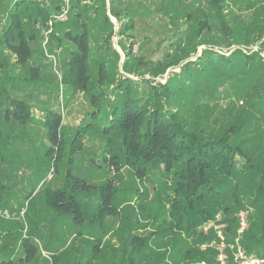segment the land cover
Returning <instances> with one entry per match:
<instances>
[{
	"label": "rangeland",
	"instance_id": "rangeland-1",
	"mask_svg": "<svg viewBox=\"0 0 264 264\" xmlns=\"http://www.w3.org/2000/svg\"><path fill=\"white\" fill-rule=\"evenodd\" d=\"M20 1L25 0H0V55L7 53L6 58L0 60V264H138L142 261L155 264L173 245L182 247L184 241L188 245L177 259L167 256L160 264H188L187 248L196 249L202 243L173 229L176 222L167 212L173 192L165 183L171 184L172 180L159 174L140 180L129 167L120 172L110 170L108 162L104 161L107 140L100 133L102 124L83 139V148L75 155L69 152L68 143L94 109L91 94L101 92L98 82L103 65L108 69L107 90L129 78L138 82L145 92L148 90L144 81L166 84L169 76L180 73L188 62L156 76L151 70L163 61L172 43L173 48H177L176 41L181 38L189 61H196L206 49L227 55L244 50L258 53L264 65V0H219L225 1L222 3L224 19L230 37L218 28L219 21L212 16L208 5L210 0H125L131 9L142 10L141 16L134 20V30L129 33L132 38L120 37L121 24L111 15L109 0H105L106 15L112 26L105 22L103 0H81L79 29H86L90 36L89 92L62 83L76 45L64 37L69 18L56 20L58 10L53 9L44 28L36 26L39 34L30 44L33 52L30 64L39 70L36 82L31 83L29 79V67L18 66L16 57L5 50L3 33L11 11L20 9L17 5ZM22 16L24 18L25 13ZM201 19H207L211 31L205 30L195 38L198 43L195 49V42H189L192 31L189 27H196ZM53 30L62 39L60 46L56 41L49 44ZM111 32L114 35L108 42ZM129 39L134 41L131 43L133 56L143 58L148 65L133 75L123 69L125 54L121 48L123 44L129 45ZM3 88L7 92L4 95ZM109 94L110 97L112 94ZM19 99L31 106L35 122L24 125L14 117H5L11 101ZM230 103V100L219 99L214 112L220 118L217 128L228 122L236 123L240 127L237 143H242L250 156L262 164L264 121L250 107H247L250 113H243L241 109L245 105L241 104L230 113ZM225 104L229 108L221 107ZM214 106L212 104V109ZM49 110L61 115L59 133L65 136L66 146L57 162L56 152H50L51 143L42 124L38 123L44 121ZM212 125H215L214 120ZM243 163V159H239L240 166ZM76 180L90 187L75 188ZM259 182L257 176L243 175L227 183L230 215L238 217L240 211L248 210V216L256 218L264 212L261 208L264 194L258 191ZM234 188L236 196L231 194ZM63 189L68 196L75 192L76 204L69 206L72 211L66 206L60 207L62 202L53 197ZM106 201V205H110L100 216ZM212 224L198 231L207 237L211 231L215 233ZM134 239L136 242L139 239V244ZM138 245L141 251L136 250Z\"/></svg>",
	"mask_w": 264,
	"mask_h": 264
},
{
	"label": "trees",
	"instance_id": "trees-1",
	"mask_svg": "<svg viewBox=\"0 0 264 264\" xmlns=\"http://www.w3.org/2000/svg\"><path fill=\"white\" fill-rule=\"evenodd\" d=\"M124 1L109 0V11L121 24L120 37L132 38L129 33L134 30V20L141 16L142 10H133ZM103 3L105 22L112 26L109 16L106 15L105 0ZM222 3L225 4V1L210 0L208 5L213 12L212 16L219 21L218 28L230 37L231 32L224 19ZM59 4L60 0H53L50 6L26 1L17 2L20 9L11 11L4 30L5 50L16 57L18 66L29 67L31 83L36 82L39 75V70L30 64L33 56L30 44L36 41L39 34L36 26L44 28L53 9H59ZM80 4L81 0H74L68 17L69 27L64 37L71 40L76 49L71 52L69 70L62 83L89 92L90 36L86 29H79L82 21ZM157 8L160 9V6ZM124 18H127L126 21ZM26 19L29 27L25 25ZM210 26L207 19H201L196 27H189L192 30L189 42H195L201 32L211 31ZM81 27L87 28L84 25ZM113 35L111 32L108 42H111ZM50 38L49 44L52 41H56L58 46L62 44V39L56 31L53 30ZM129 41V45L123 44L121 48L125 54L123 69L126 74L133 75L136 70L148 68V65L143 58L133 56L131 43L134 41ZM181 41L182 38L179 42L176 41L175 49L172 43L169 47L172 49L167 52L163 61L151 70L156 76L188 62L183 65L180 73L175 72L169 76L166 84L154 85L150 81H144L148 92L141 91L140 84L129 78L120 80L112 90H107L105 86L109 80L108 69L103 65L98 82L101 92L98 95L91 94L94 109L84 126L79 128L71 142L69 141V152L75 155L81 150L83 139L96 131L98 124H102L100 133L107 140L104 148L107 156L104 161L108 162L110 170L120 172L124 167H129L140 180L156 174L172 180L171 184L167 181L165 183L173 192L167 212L176 222L173 227L175 231L189 239L196 238L195 242H210L216 238L214 231L206 237L198 230L213 223L224 226L227 242L230 243L236 236L238 217L230 215L232 211L227 206V183L235 176H257L260 179L258 191L264 194V162L258 163L241 146L242 143H237L240 127L236 123L228 122L227 125L221 124L217 128L216 124L220 118L214 115V112L219 105V99L224 98L231 102L230 113L241 104L245 105L241 109L243 113H250L247 109L250 107L264 121L263 60L258 53L244 50L227 55L206 49L196 61H189V53ZM195 47L198 48L196 42ZM5 53H1L0 60L7 55ZM117 55L119 57L118 53ZM2 93H7L5 88ZM109 93L112 94L110 97ZM212 104L215 105L213 109ZM224 106L226 108L228 104L221 107ZM31 111V106L26 101L12 100L11 107L5 111V117H14L19 123L27 125L36 121ZM212 120L215 125H212ZM61 121V115L53 110L46 112L43 122L38 121L51 143L50 152H56L55 162L60 160L66 146L65 136L59 133ZM239 159L244 161L241 166ZM79 186L85 190L90 187L85 182L76 180L74 187ZM65 190L58 191L53 197L62 202L60 207L66 206L72 211L69 206L71 203L76 204L75 192L68 196ZM231 194L236 196V188ZM262 201L264 203V196ZM107 202L100 209V216L108 210L110 204L106 205ZM245 211L249 213L248 210ZM249 223L250 227L242 237V246L250 255H264V212L256 218L249 217ZM180 238L181 236L179 240ZM135 239L134 242L139 244V239L137 242ZM179 245H173L155 264H160L167 256L172 260L177 259L188 243L184 241L182 247ZM139 247L140 245L136 248L137 251H141ZM185 253L188 264H216L214 250L187 248ZM138 264L149 263L142 261Z\"/></svg>",
	"mask_w": 264,
	"mask_h": 264
},
{
	"label": "built area",
	"instance_id": "built-area-1",
	"mask_svg": "<svg viewBox=\"0 0 264 264\" xmlns=\"http://www.w3.org/2000/svg\"><path fill=\"white\" fill-rule=\"evenodd\" d=\"M28 3L49 5L53 0H25ZM72 0H60L56 20H67L70 14ZM52 22V21H51ZM50 22V25H52ZM46 44L48 41L46 40ZM45 44V45H46ZM216 238L199 245L202 250H214L216 264H264V255H250L242 246V237L250 227L248 213L240 211L238 214V229L232 242H227L224 226L212 224ZM210 227V225H209Z\"/></svg>",
	"mask_w": 264,
	"mask_h": 264
}]
</instances>
